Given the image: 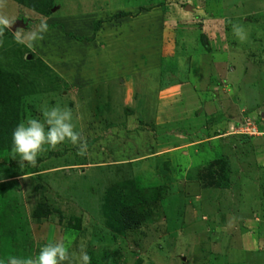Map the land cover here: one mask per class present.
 Instances as JSON below:
<instances>
[{
    "label": "rangeland",
    "instance_id": "1",
    "mask_svg": "<svg viewBox=\"0 0 264 264\" xmlns=\"http://www.w3.org/2000/svg\"><path fill=\"white\" fill-rule=\"evenodd\" d=\"M52 1L0 0L26 22L0 34V77L18 81L19 122L68 106L86 149L32 165L6 139L0 259L56 242L91 264H264V0Z\"/></svg>",
    "mask_w": 264,
    "mask_h": 264
},
{
    "label": "clouds",
    "instance_id": "2",
    "mask_svg": "<svg viewBox=\"0 0 264 264\" xmlns=\"http://www.w3.org/2000/svg\"><path fill=\"white\" fill-rule=\"evenodd\" d=\"M14 23L5 15H0V34ZM49 25L42 20L35 31L27 35L17 32L16 40L19 43L27 42L29 46L42 40ZM233 33L240 40L246 38L242 26L233 24ZM79 145L81 152L86 149V143L81 134L76 130L73 122V111L68 106L52 105L41 109V117H29L20 121L12 132L13 158H19L22 162L27 161L32 165L37 162L38 156L46 150V147H56L64 142ZM91 264V256L81 247L78 254L71 251L66 243L49 242L40 248L38 254L33 256H11L7 264ZM0 264H6L0 259Z\"/></svg>",
    "mask_w": 264,
    "mask_h": 264
},
{
    "label": "trees",
    "instance_id": "3",
    "mask_svg": "<svg viewBox=\"0 0 264 264\" xmlns=\"http://www.w3.org/2000/svg\"><path fill=\"white\" fill-rule=\"evenodd\" d=\"M22 3L27 2L31 6H33L36 9H42L46 10L47 5H52L54 2L52 0H18ZM53 2V3H52ZM45 3L46 6H45ZM51 9V8H49ZM20 78V77H19ZM4 79H8L9 81H3ZM21 80V79H20ZM7 84V85H6ZM18 81L16 79L12 80L8 76H2L0 77V148L6 146V139L8 137L12 138V132L19 123V116H20V109H19V96L15 95V90H18ZM123 196V195H122ZM125 196V195H124ZM114 200V199H113ZM119 200V199H118ZM137 200V199H136ZM111 209L110 212L112 215L117 216L116 218L121 219L124 217L126 219V224L132 223V221H129V218L131 217V211L127 212V206L126 203L117 201L115 204L111 203ZM44 210V212L42 211ZM50 207L47 204H41L38 205L35 214L41 215L42 213H49Z\"/></svg>",
    "mask_w": 264,
    "mask_h": 264
},
{
    "label": "built area",
    "instance_id": "4",
    "mask_svg": "<svg viewBox=\"0 0 264 264\" xmlns=\"http://www.w3.org/2000/svg\"><path fill=\"white\" fill-rule=\"evenodd\" d=\"M248 128H249V130L245 131L244 134L256 136L257 133H261V132H259V127H257V125H255V123H253L252 125L249 124Z\"/></svg>",
    "mask_w": 264,
    "mask_h": 264
},
{
    "label": "water",
    "instance_id": "5",
    "mask_svg": "<svg viewBox=\"0 0 264 264\" xmlns=\"http://www.w3.org/2000/svg\"><path fill=\"white\" fill-rule=\"evenodd\" d=\"M26 24V22L24 21V19H19L16 20L12 25H11V29L15 30L18 26H24Z\"/></svg>",
    "mask_w": 264,
    "mask_h": 264
}]
</instances>
